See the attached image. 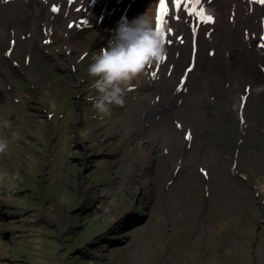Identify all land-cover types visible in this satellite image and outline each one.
Returning <instances> with one entry per match:
<instances>
[{
  "label": "rangeland",
  "instance_id": "rangeland-1",
  "mask_svg": "<svg viewBox=\"0 0 264 264\" xmlns=\"http://www.w3.org/2000/svg\"><path fill=\"white\" fill-rule=\"evenodd\" d=\"M27 7L24 28L0 27V264H264V64L218 82V59L191 90L197 115L179 96L146 116L145 77L100 114L86 69L110 22L67 50L41 0Z\"/></svg>",
  "mask_w": 264,
  "mask_h": 264
},
{
  "label": "bare ground",
  "instance_id": "bare-ground-1",
  "mask_svg": "<svg viewBox=\"0 0 264 264\" xmlns=\"http://www.w3.org/2000/svg\"><path fill=\"white\" fill-rule=\"evenodd\" d=\"M28 1L0 0V27L6 31L14 28L15 32L24 28L23 20L31 13L27 7ZM41 3L48 10L43 25L49 31H59L64 35L61 37V46L65 45L67 50L75 49L77 44L76 38L73 39L71 34L78 29L68 27L70 21H73V27L76 25L75 18L84 26L93 27L96 36L104 34L101 26L109 21L112 27L108 30V41L115 37L120 23H131L145 12H151L156 21L159 8V0H41ZM53 7L59 10L53 12ZM188 7L197 10L203 7L205 14L212 15L214 22L204 23L202 18L198 19L195 14L190 15L183 5L180 10H174L173 5L168 4L169 15L165 18L164 26L170 41L166 45L168 57L164 63L150 66L147 70L149 76L145 77L156 88L152 98L153 106L146 115L148 117L162 112L161 109L169 105L177 106L175 99L179 96L192 105L191 115H197L196 106H199L201 96L192 94L191 90L206 75V70L212 69L218 63V59L226 64V69L218 64L215 66V78L218 82L225 77L232 81V71L236 72L238 79L244 63L264 64V3L259 0H202L201 4L191 3ZM35 12L39 13V7ZM36 35L38 36L37 24L31 29L30 40ZM41 47L47 49L49 44H41ZM181 53L183 67L178 74L174 67ZM66 57L67 62L72 61L70 56ZM153 72L156 73L155 77ZM178 77L180 80L187 78L182 90L177 89ZM251 78L256 80L255 77ZM135 86L132 89L134 91L138 89V85ZM238 88L239 86L236 89L226 87L225 90L228 95L236 92L239 96ZM214 103L213 100L211 104ZM229 103L232 104L231 101ZM240 103L241 96L238 108ZM180 112L179 110L176 113ZM184 125L182 122V129ZM147 146L148 153H152L151 145L148 143Z\"/></svg>",
  "mask_w": 264,
  "mask_h": 264
},
{
  "label": "clouds",
  "instance_id": "clouds-1",
  "mask_svg": "<svg viewBox=\"0 0 264 264\" xmlns=\"http://www.w3.org/2000/svg\"><path fill=\"white\" fill-rule=\"evenodd\" d=\"M165 29L157 30L155 17L145 12L133 22L120 23L114 38L95 53L86 72L96 95L89 99L100 114H109L112 106H123L134 81L149 76L147 69L165 62L168 57ZM264 91V85L257 92ZM8 142L0 140V152Z\"/></svg>",
  "mask_w": 264,
  "mask_h": 264
},
{
  "label": "snow or ice",
  "instance_id": "snow-or-ice-1",
  "mask_svg": "<svg viewBox=\"0 0 264 264\" xmlns=\"http://www.w3.org/2000/svg\"><path fill=\"white\" fill-rule=\"evenodd\" d=\"M260 3H264V0H259ZM171 3L173 5L174 10H180L182 8V5L184 6V9L188 11V13L195 14L198 19L202 18L204 23H212L213 17L212 15H207L204 12L203 7H200L198 10L194 7L189 8L188 5L191 3H195L197 5L202 3V0H159V8L157 10L156 14V28L157 30L164 29L165 23H166V17L169 15V8L168 4ZM59 9L57 7H53L52 11L56 12ZM169 33L171 32V29L168 30ZM170 43V41H168ZM45 43H48V41H45ZM264 47V45H262ZM190 71V70H189ZM153 77H155L156 73H152ZM190 138V137H189Z\"/></svg>",
  "mask_w": 264,
  "mask_h": 264
}]
</instances>
